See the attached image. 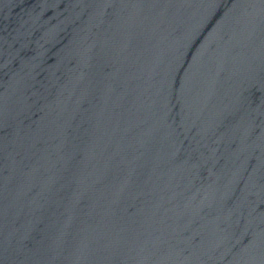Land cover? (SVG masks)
I'll use <instances>...</instances> for the list:
<instances>
[{
	"label": "water",
	"instance_id": "obj_1",
	"mask_svg": "<svg viewBox=\"0 0 264 264\" xmlns=\"http://www.w3.org/2000/svg\"><path fill=\"white\" fill-rule=\"evenodd\" d=\"M0 264H264V0H0Z\"/></svg>",
	"mask_w": 264,
	"mask_h": 264
}]
</instances>
